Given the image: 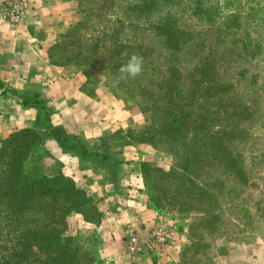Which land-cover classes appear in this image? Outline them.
<instances>
[{
	"label": "trees",
	"instance_id": "16d2710c",
	"mask_svg": "<svg viewBox=\"0 0 264 264\" xmlns=\"http://www.w3.org/2000/svg\"><path fill=\"white\" fill-rule=\"evenodd\" d=\"M136 6L137 2L133 7ZM73 10L75 20L52 46L50 57L54 62L85 70H105L114 82L117 70L128 56H141L142 73L114 86L131 109L129 98L139 104L144 122L138 128H127L119 136L110 134L102 142L104 151L93 150L71 138L64 129L50 125L49 112L44 107L39 109L40 126L10 133L0 145V264H106L100 256L102 240L96 231L84 243L68 230L73 213H80L88 222L101 220L102 212L90 189L65 171L53 176L31 172L28 160L43 152L46 136H54L63 147L81 157L98 161L116 191L121 190L117 178L123 170L118 147L124 143H150L156 151L172 156L173 167L167 172L154 167L162 180L158 187L150 181V165L141 161L149 206L160 212L176 210L185 215L198 208L200 213L207 214L210 226L218 219L212 210L217 194L211 186L212 177L203 182L202 175L213 176L210 171L222 165L224 172L234 174L238 182L248 179L242 155L233 154L226 144L234 138V117L228 107L222 110L225 118L219 117L215 98L221 88L217 84L214 53L196 61V75H188L192 84L186 89L178 57L186 46V29L160 23L152 29L159 35L155 43L142 37L145 28L135 22V13L124 16L93 7ZM224 191L235 193L231 189ZM206 203L209 208L203 210ZM186 228L189 242L181 255L199 249L194 223Z\"/></svg>",
	"mask_w": 264,
	"mask_h": 264
},
{
	"label": "crops",
	"instance_id": "0c3cea01",
	"mask_svg": "<svg viewBox=\"0 0 264 264\" xmlns=\"http://www.w3.org/2000/svg\"><path fill=\"white\" fill-rule=\"evenodd\" d=\"M4 0H0L1 3ZM75 20L67 0H29L17 24L0 17V145L17 129L39 125V109H48L49 124L64 129L93 150L104 151L102 142L110 134L138 128L144 118L117 93L105 70H85L54 62L50 50ZM114 142V141H113ZM43 152L28 164L35 175L53 176L61 171L83 182L98 201L102 212L98 223L75 213L74 233L101 237L100 256L107 264H178L188 244L187 228L178 229L164 212L148 204L141 170L140 147L124 143L117 149L122 171L116 191L98 161L84 158L63 147L54 136H46ZM161 224L171 232L167 244L149 243L141 254L129 253L126 239L132 234L146 241L151 228ZM220 264H264V242L242 243Z\"/></svg>",
	"mask_w": 264,
	"mask_h": 264
},
{
	"label": "rangeland",
	"instance_id": "374dc122",
	"mask_svg": "<svg viewBox=\"0 0 264 264\" xmlns=\"http://www.w3.org/2000/svg\"><path fill=\"white\" fill-rule=\"evenodd\" d=\"M68 1L75 10L93 7L124 16L135 13V22L145 28L142 37L155 43L159 35L152 29L160 23L168 22L172 28L186 29V46L178 56L183 67L181 81L186 89L192 84L188 75H196V61L214 53L217 84L221 88L215 98L221 112L219 117L225 118L222 110L227 107L234 117L231 120L234 138L226 144L233 154L242 155L248 179L245 183L238 182L234 174L224 172L222 165L210 171L213 176L202 175L203 182L212 177L211 186L217 194L212 210L218 214V219L212 226L206 222L207 214L200 213L198 208L188 215L178 214L176 210L164 213L177 217L174 220L177 228H186L189 223L195 225L194 238L199 249L196 253L194 250L184 252L180 264H210V261L220 264L221 258H230L236 252L235 247L242 243L250 244L259 239L264 242V0ZM135 2L137 6L133 7ZM227 84L228 88H222ZM128 101L132 109L139 111V104L133 98ZM138 145L141 160L150 165V181L159 187L162 180L154 167L169 171L173 167L172 156L156 151L150 143ZM202 206L200 204L199 208ZM203 208L208 210L209 204ZM74 217L75 213L70 217L68 230L87 243L88 235L74 233L71 228ZM199 217L206 220L198 221Z\"/></svg>",
	"mask_w": 264,
	"mask_h": 264
},
{
	"label": "built area",
	"instance_id": "2783aa9c",
	"mask_svg": "<svg viewBox=\"0 0 264 264\" xmlns=\"http://www.w3.org/2000/svg\"><path fill=\"white\" fill-rule=\"evenodd\" d=\"M29 0H4L0 6V17L11 24H17L27 10ZM171 238L169 229L161 224L154 225L146 239L141 240L136 233L130 234L126 239V249L132 254H141L145 246L155 244H167Z\"/></svg>",
	"mask_w": 264,
	"mask_h": 264
},
{
	"label": "clouds",
	"instance_id": "9594fccd",
	"mask_svg": "<svg viewBox=\"0 0 264 264\" xmlns=\"http://www.w3.org/2000/svg\"><path fill=\"white\" fill-rule=\"evenodd\" d=\"M143 71V58L137 54H132L128 56L125 63L121 64L117 70V76L114 81L115 84L129 79L136 78Z\"/></svg>",
	"mask_w": 264,
	"mask_h": 264
}]
</instances>
